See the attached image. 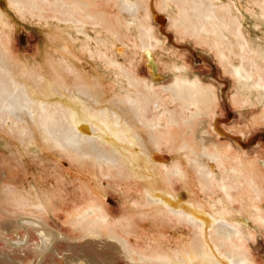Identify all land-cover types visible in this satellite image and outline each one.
I'll list each match as a JSON object with an SVG mask.
<instances>
[{
    "label": "rangeland",
    "instance_id": "rangeland-1",
    "mask_svg": "<svg viewBox=\"0 0 264 264\" xmlns=\"http://www.w3.org/2000/svg\"><path fill=\"white\" fill-rule=\"evenodd\" d=\"M225 1L233 5L234 13L239 16L241 27L250 43L254 44V47L264 49V14L260 12V8L253 0ZM7 2L8 0H0V30L4 33L13 58L23 69L26 70L24 66L28 65L37 71H47L54 64H62L64 69L80 71L81 75L89 77L92 81L101 78L108 89L110 88V97L126 92L125 86L129 83L125 73L127 70L137 76L145 92L159 94L164 101L163 106L157 110L152 105L153 110L149 107L146 112L149 119L154 113H157L155 116L163 117L162 123L158 127L148 126L140 130L142 137H147L144 136L145 139L139 147L133 146L136 151L141 150L140 155L144 157L142 163H145L147 158V161L153 163L154 171L150 174L143 169L130 170L126 168L124 161H106L99 165H92L88 160L85 164L78 163L69 155L60 152L59 147L40 149L34 144L19 146L16 141L0 131V179L3 178L4 160L19 164V169L5 177L10 179L9 182L23 195L32 196L31 191L37 194L46 209L39 210L36 206L20 207L13 215L8 212L12 210L9 203L0 205V264H77L78 260L91 264H135L120 253L112 240L107 238L110 227L116 225V231L121 237L124 235L123 238H128L132 248L133 245L137 247L133 248L136 260L144 251L150 253L162 247L176 250L190 243L194 238L195 227L165 206L153 204L156 206L154 207L146 193L152 187H158L168 193L173 192L185 200L205 201L218 208L227 206L231 217L227 218L239 222L244 232L243 241L238 243L251 253L256 264H264V225L246 208L245 200L230 202L226 198L219 185V181L223 179L220 171L224 168L215 167L218 182L215 180L213 187L205 185L203 179L191 168L186 179L173 172L178 166L189 167V161L193 162L189 159L195 157L196 151L202 150L198 139L202 124L198 118L207 121L205 125L211 137L209 144L212 151L217 148L245 161H264V99L259 96L260 92L256 89L251 90L248 95L242 92L238 81L225 67L218 51L189 34L185 28L174 22L171 14L167 12L165 14L169 18L167 17L168 20L164 23L158 21L155 16L145 20L147 26L153 29L155 43L158 44L150 58L141 43L139 31L134 27L125 32L122 28L119 18L125 21V17H122L119 7L113 1H96L95 12L108 15L110 24L104 28L99 26L101 29L94 26L95 29L88 24V35L77 31L75 25L64 26L55 14L46 18L27 16L15 8L14 4L10 5V0L9 4ZM148 2L151 14L154 15V12L159 10L160 0ZM250 10L253 12H249ZM98 28L101 33H98ZM100 34L108 40L106 46L97 43L96 36ZM62 43L70 45L73 55L60 51L62 48L59 45ZM89 48L107 54L111 62L100 57L99 53L91 55L92 50ZM233 61L238 63L239 57H233ZM176 72L190 80L197 79L212 86L216 92V104L207 115L194 118L191 114L193 107L185 109L186 118L194 119L191 124L181 121L177 125L167 121L170 111L182 107L173 100L167 88L175 81ZM74 74H68V78L78 84L82 83L83 80H79V76L75 77ZM247 99L248 103H245ZM71 122L70 119L67 123ZM150 136L156 139L152 144L153 148L152 142L147 140ZM184 144H187V149ZM221 161L227 166L231 164V160H225L223 157ZM118 167L120 170L116 169ZM121 168L126 172L123 173ZM126 169H129V172ZM197 196L199 200H196ZM87 205H93L98 212L102 210L107 218L103 237L97 238V243L90 241L88 237L83 238L82 228L75 225L76 213L84 210ZM162 213L166 214L161 216ZM127 216L129 220L126 219ZM129 221H132V225ZM123 223L127 224L125 229ZM61 234L64 237H61ZM21 241H24L22 245L19 243ZM151 245L152 249L149 248Z\"/></svg>",
    "mask_w": 264,
    "mask_h": 264
},
{
    "label": "bare ground",
    "instance_id": "bare-ground-1",
    "mask_svg": "<svg viewBox=\"0 0 264 264\" xmlns=\"http://www.w3.org/2000/svg\"><path fill=\"white\" fill-rule=\"evenodd\" d=\"M96 1L10 0L12 2L10 3L8 0L7 3L14 4L15 8L27 16L46 18L55 14V17L60 22L62 21L64 26L75 25L77 31L88 35V24H91V27L100 26L101 28L110 24L108 15L95 12ZM110 1L119 7L122 17H125V21L119 18L125 32L134 27L139 31L141 43L148 51L150 58H152L154 47L158 44L155 43L156 37L153 29L147 26L145 20L155 16L158 21L164 23L169 18L165 14L167 12L171 14V19L185 28L189 34L218 51L225 67L238 81L242 92H246L245 94L248 95L251 90L256 89L260 92L259 96L264 99V49L254 47V44L250 43L241 27L239 16L234 13L233 5L229 1L160 0V11H155L154 15L151 14L148 0ZM253 3L264 14V0H253ZM256 5L254 6L257 7ZM253 14L255 15V13ZM99 32L101 33V30ZM65 38L69 43V39L66 36ZM96 38L97 43L106 46L108 40H105L104 35L100 34ZM5 39L4 33L0 30V131L3 135L16 141L18 144L16 142L15 144L19 146L34 144L40 149L59 147L60 152L69 155L78 163L85 164L84 162L88 160L92 165H99V163L106 161H124L126 165H123L130 170L143 169L149 174L154 171L153 163L147 161L148 158L145 163H142L144 157L140 155L141 150L136 151L133 146L139 147L145 139L144 136L146 135L143 138L140 130L146 129L145 127L148 126L158 127L162 123L163 117L155 116L157 113H154L151 119L146 116L149 107L153 110L152 105L156 107V110L163 106L164 100L159 94L152 95L145 92L138 82L137 76L127 70L125 73L129 83L128 86H125L126 92L124 94L117 93L112 97L109 96L110 88L108 89L101 78L92 81L89 77L81 75L80 71H72L70 68L64 69L62 64H57V66L54 64L47 71H37L25 65L26 71L13 58ZM59 46L63 53L73 55L69 44L62 43ZM95 53H99L100 57L111 62L107 54L92 50L91 55H95ZM233 57H239V62L235 63ZM68 74H74L75 77L79 76V80H83V82L78 84L72 81L70 77L68 78ZM167 88L173 100L182 105L181 109H174L170 112L165 109L169 112L167 121L177 125L181 121L187 124L194 123V119L186 118L187 111L185 109L190 108L189 106L193 107L191 114L195 118L207 115L216 104V92L212 86L205 85L197 79L190 80L177 74V72L175 81ZM242 92L240 93L244 94ZM246 101L245 103H248V99ZM70 119L72 122L67 123ZM198 121L202 124L200 125L199 138L197 137L200 140L202 150L196 151L195 157L189 159L193 161L192 163L189 161V167H175L174 174L186 179L189 168H191L203 179L205 185L213 187L214 181H217L215 167L222 166L224 169L220 172H222L223 179L218 180H220L219 185L225 192L226 198L230 202L245 200L247 202L246 208L264 225V161H245L215 148V145L211 143L215 148V151H212L209 144L211 137L208 135L209 131L205 125L207 121L204 118H198ZM153 129L155 130V128ZM147 140L152 142L153 148L152 144L155 143L156 139L150 136ZM184 148L187 149V144H184ZM155 149L157 150V148ZM222 157L225 160H231V164L225 165L221 161ZM2 164L4 173L3 178L0 179V205L4 202L9 203L12 210L8 212L13 215L16 214V209L20 207L36 206L39 210H44L45 205L37 194L31 191L32 196L23 195L18 188L9 182L10 179L5 177V175L19 169V164H12L6 160ZM116 169L118 170L119 167ZM129 169L126 170L129 172ZM123 170L126 172L125 169ZM126 176L128 175L126 174ZM159 176L161 177V174ZM146 193L152 205L167 207L182 220L194 226L195 233L193 240L179 249L162 247L156 248L158 250L150 253L144 251V253L139 254L136 260L137 256H134L133 248L137 247L133 245L132 248L129 239L123 238L124 235L121 237V234L116 231L117 225L111 226L107 238L112 240L120 253H123L135 264H256L251 253L243 248L239 244L240 242L238 243V241H243L244 232L239 222L227 218L230 215L227 206L218 208L216 205L205 203V201L185 200L173 192L168 193V191L158 187H152ZM93 205H87L81 212L77 211L74 221L77 227L82 228L81 236L83 238L88 237L90 241L97 243L96 239L103 237V227L107 223V218L102 210L98 212L95 207H92ZM126 219L129 220L128 216ZM122 226L125 229L127 224ZM129 230L130 228L128 232ZM124 232L126 231L124 230ZM61 237L64 235L61 234ZM19 243L22 245L24 241ZM149 248L152 249L153 246H149ZM78 261L77 264H91L86 261ZM12 264L19 263L12 262Z\"/></svg>",
    "mask_w": 264,
    "mask_h": 264
}]
</instances>
